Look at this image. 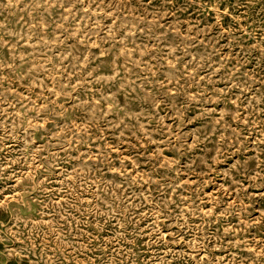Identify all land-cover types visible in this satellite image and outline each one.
<instances>
[{
  "label": "rangeland",
  "instance_id": "374dc122",
  "mask_svg": "<svg viewBox=\"0 0 264 264\" xmlns=\"http://www.w3.org/2000/svg\"><path fill=\"white\" fill-rule=\"evenodd\" d=\"M0 264H264V0H0Z\"/></svg>",
  "mask_w": 264,
  "mask_h": 264
}]
</instances>
